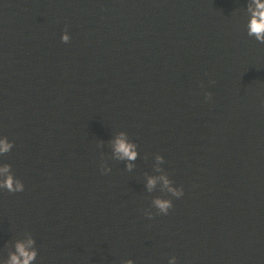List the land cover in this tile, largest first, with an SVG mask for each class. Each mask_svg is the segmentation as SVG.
<instances>
[{
    "label": "water",
    "instance_id": "1",
    "mask_svg": "<svg viewBox=\"0 0 264 264\" xmlns=\"http://www.w3.org/2000/svg\"><path fill=\"white\" fill-rule=\"evenodd\" d=\"M245 6L0 0V133L25 184L0 193V252L28 231L39 264H264V44ZM121 130L133 173L111 159ZM155 154L185 194L148 219Z\"/></svg>",
    "mask_w": 264,
    "mask_h": 264
},
{
    "label": "clouds",
    "instance_id": "2",
    "mask_svg": "<svg viewBox=\"0 0 264 264\" xmlns=\"http://www.w3.org/2000/svg\"><path fill=\"white\" fill-rule=\"evenodd\" d=\"M242 28L245 35L258 44H264V0H246V6L242 12ZM61 41L67 44L71 40L70 34L65 31L61 36ZM205 99L210 100L211 94L206 93ZM111 159L123 162L125 170L133 173L136 161L140 158L139 145L129 137L126 131H118L108 141ZM104 147L103 142L98 145ZM16 147L15 142L7 135L0 133V193L11 194L23 193L25 184L13 172L10 163L4 162ZM154 174H143L144 190L151 196L150 207L144 214L148 219L155 216H167L174 207L173 198L180 199L184 196L183 187L177 186L165 170L166 163L163 155L155 154ZM100 171L104 175L112 172V168L106 162L100 165ZM159 192L161 195H152ZM7 251L0 252V264H39L40 251L35 236L28 231L14 236L5 245ZM125 264H136L133 259H128ZM167 264H178L176 256H171Z\"/></svg>",
    "mask_w": 264,
    "mask_h": 264
}]
</instances>
